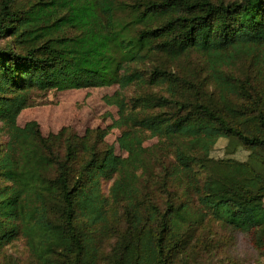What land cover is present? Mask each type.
Instances as JSON below:
<instances>
[{
  "label": "trees",
  "instance_id": "obj_1",
  "mask_svg": "<svg viewBox=\"0 0 264 264\" xmlns=\"http://www.w3.org/2000/svg\"><path fill=\"white\" fill-rule=\"evenodd\" d=\"M114 86L125 157L18 123ZM237 237L264 264V0H0V264H242Z\"/></svg>",
  "mask_w": 264,
  "mask_h": 264
},
{
  "label": "rangeland",
  "instance_id": "obj_2",
  "mask_svg": "<svg viewBox=\"0 0 264 264\" xmlns=\"http://www.w3.org/2000/svg\"><path fill=\"white\" fill-rule=\"evenodd\" d=\"M117 90L118 87L114 86L47 93L37 100L38 105L22 112L18 123L20 126H25L28 122L36 121L41 126L44 135L57 133L64 127H71L81 136L85 135L88 130L98 127L112 128L120 118L119 109L116 105H109L105 99L113 97ZM120 135L121 131L118 128H112L106 141L115 147L118 155L125 157L126 153L120 149L117 143ZM147 137L144 143L146 147L157 143V139L150 138V134H147ZM227 145V140H220L213 156L225 158ZM247 155L246 151L240 149L232 157L246 160ZM228 256L242 264H259L258 261L261 260L258 253L241 237H237L236 245L228 251Z\"/></svg>",
  "mask_w": 264,
  "mask_h": 264
}]
</instances>
